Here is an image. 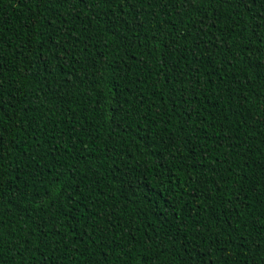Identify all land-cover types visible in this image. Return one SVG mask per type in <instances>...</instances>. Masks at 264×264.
Here are the masks:
<instances>
[{
    "label": "trees",
    "instance_id": "obj_1",
    "mask_svg": "<svg viewBox=\"0 0 264 264\" xmlns=\"http://www.w3.org/2000/svg\"><path fill=\"white\" fill-rule=\"evenodd\" d=\"M262 5L0 0V264H264Z\"/></svg>",
    "mask_w": 264,
    "mask_h": 264
},
{
    "label": "snow or ice",
    "instance_id": "obj_2",
    "mask_svg": "<svg viewBox=\"0 0 264 264\" xmlns=\"http://www.w3.org/2000/svg\"><path fill=\"white\" fill-rule=\"evenodd\" d=\"M181 3L188 7L198 6V0H180ZM209 3L218 5H227L233 10L240 9V14L243 15L245 11H250L256 3V0H209ZM264 6V5H262ZM246 23L247 20H246ZM253 29L264 31V15H261L256 23L250 24Z\"/></svg>",
    "mask_w": 264,
    "mask_h": 264
}]
</instances>
